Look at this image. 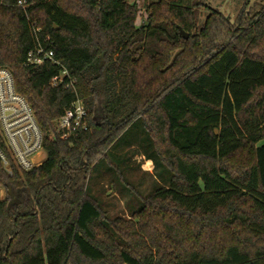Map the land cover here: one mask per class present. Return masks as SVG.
Here are the masks:
<instances>
[{
    "label": "trees",
    "instance_id": "16d2710c",
    "mask_svg": "<svg viewBox=\"0 0 264 264\" xmlns=\"http://www.w3.org/2000/svg\"><path fill=\"white\" fill-rule=\"evenodd\" d=\"M28 1L0 0V67L46 156L13 176L0 164V264H264V3L232 20L212 0H144L137 25V0ZM35 27L73 86L50 85L58 64L26 65ZM77 99L89 128L63 140Z\"/></svg>",
    "mask_w": 264,
    "mask_h": 264
},
{
    "label": "built area",
    "instance_id": "2783aa9c",
    "mask_svg": "<svg viewBox=\"0 0 264 264\" xmlns=\"http://www.w3.org/2000/svg\"><path fill=\"white\" fill-rule=\"evenodd\" d=\"M35 3L18 0L23 9ZM41 28L35 27L37 45L26 57V65L38 67L48 61L58 64L60 70L51 80V86L74 85L69 70L56 58L52 49V40L45 36L44 42L38 38ZM87 111L81 99H77L64 115L55 123L56 135L69 140L82 131L88 130ZM43 132L37 121L34 110L28 99L21 94L15 85L12 72L0 67V164L13 176L18 171H28L42 162ZM4 190L0 187V199Z\"/></svg>",
    "mask_w": 264,
    "mask_h": 264
},
{
    "label": "rangeland",
    "instance_id": "374dc122",
    "mask_svg": "<svg viewBox=\"0 0 264 264\" xmlns=\"http://www.w3.org/2000/svg\"><path fill=\"white\" fill-rule=\"evenodd\" d=\"M246 0H212V6L214 8L220 9L224 14L230 17L232 20L237 16L238 12L244 5ZM250 4L253 6L256 3H264V0H249ZM139 12L137 17V25H141L147 19L146 5L144 0H137ZM207 11H203L202 18L205 17ZM42 161L46 156L44 150L41 151ZM137 162L141 165V170L135 171L133 179L138 180L142 179L141 189L144 192H148L152 186L154 180V165L153 162L144 159L142 156L135 157ZM136 174V176H135ZM140 188V187H139ZM108 197L106 201L108 203V208L112 216H124L128 217V211L125 208V196L121 194H115L112 192V189L107 186ZM5 196V192H2V198Z\"/></svg>",
    "mask_w": 264,
    "mask_h": 264
},
{
    "label": "water",
    "instance_id": "95a60500",
    "mask_svg": "<svg viewBox=\"0 0 264 264\" xmlns=\"http://www.w3.org/2000/svg\"><path fill=\"white\" fill-rule=\"evenodd\" d=\"M56 28H58V26H56ZM180 33L184 37H188L189 36L188 33H186L182 28H180ZM101 110H102V108H101ZM215 132L218 133V129H216ZM8 194L11 195V196H14V191H13V189L11 187H8Z\"/></svg>",
    "mask_w": 264,
    "mask_h": 264
},
{
    "label": "crops",
    "instance_id": "0c3cea01",
    "mask_svg": "<svg viewBox=\"0 0 264 264\" xmlns=\"http://www.w3.org/2000/svg\"><path fill=\"white\" fill-rule=\"evenodd\" d=\"M147 160V159H146ZM149 161H151V160H149ZM152 162V161H151Z\"/></svg>",
    "mask_w": 264,
    "mask_h": 264
}]
</instances>
